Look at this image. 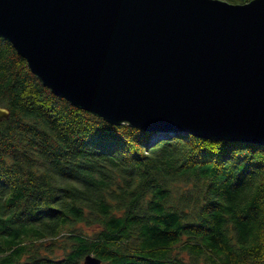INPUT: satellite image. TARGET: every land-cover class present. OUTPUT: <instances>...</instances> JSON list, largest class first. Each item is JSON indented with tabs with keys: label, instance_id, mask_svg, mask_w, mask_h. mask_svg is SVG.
<instances>
[{
	"label": "trees",
	"instance_id": "trees-1",
	"mask_svg": "<svg viewBox=\"0 0 264 264\" xmlns=\"http://www.w3.org/2000/svg\"><path fill=\"white\" fill-rule=\"evenodd\" d=\"M0 105V264H264V145L111 123L2 37Z\"/></svg>",
	"mask_w": 264,
	"mask_h": 264
},
{
	"label": "water",
	"instance_id": "water-1",
	"mask_svg": "<svg viewBox=\"0 0 264 264\" xmlns=\"http://www.w3.org/2000/svg\"><path fill=\"white\" fill-rule=\"evenodd\" d=\"M0 37L111 123L264 145V0H0Z\"/></svg>",
	"mask_w": 264,
	"mask_h": 264
},
{
	"label": "bare ground",
	"instance_id": "bare-ground-1",
	"mask_svg": "<svg viewBox=\"0 0 264 264\" xmlns=\"http://www.w3.org/2000/svg\"><path fill=\"white\" fill-rule=\"evenodd\" d=\"M166 133V132H172V131H170V130H161V131H159V133Z\"/></svg>",
	"mask_w": 264,
	"mask_h": 264
}]
</instances>
